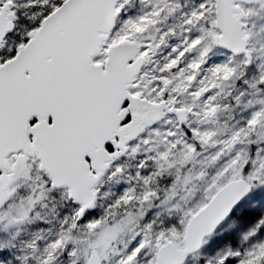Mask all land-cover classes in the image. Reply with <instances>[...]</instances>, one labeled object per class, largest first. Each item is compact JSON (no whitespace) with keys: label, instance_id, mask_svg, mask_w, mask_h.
I'll return each mask as SVG.
<instances>
[{"label":"snow or ice","instance_id":"obj_1","mask_svg":"<svg viewBox=\"0 0 264 264\" xmlns=\"http://www.w3.org/2000/svg\"><path fill=\"white\" fill-rule=\"evenodd\" d=\"M0 264H264V0H0Z\"/></svg>","mask_w":264,"mask_h":264}]
</instances>
